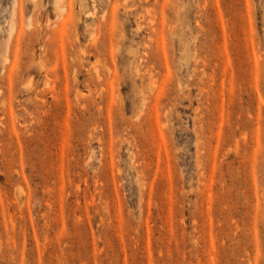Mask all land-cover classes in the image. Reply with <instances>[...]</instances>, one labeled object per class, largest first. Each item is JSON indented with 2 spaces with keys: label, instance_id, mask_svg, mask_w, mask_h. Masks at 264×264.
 Listing matches in <instances>:
<instances>
[{
  "label": "rangeland",
  "instance_id": "1",
  "mask_svg": "<svg viewBox=\"0 0 264 264\" xmlns=\"http://www.w3.org/2000/svg\"><path fill=\"white\" fill-rule=\"evenodd\" d=\"M0 264H264V0H0Z\"/></svg>",
  "mask_w": 264,
  "mask_h": 264
}]
</instances>
